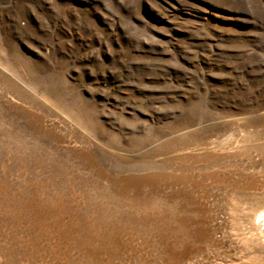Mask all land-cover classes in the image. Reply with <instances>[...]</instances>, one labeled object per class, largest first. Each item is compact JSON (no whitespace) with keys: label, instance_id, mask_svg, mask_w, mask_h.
<instances>
[{"label":"rangeland","instance_id":"rangeland-1","mask_svg":"<svg viewBox=\"0 0 264 264\" xmlns=\"http://www.w3.org/2000/svg\"><path fill=\"white\" fill-rule=\"evenodd\" d=\"M256 209L264 0H0V264H252Z\"/></svg>","mask_w":264,"mask_h":264},{"label":"bare ground","instance_id":"bare-ground-1","mask_svg":"<svg viewBox=\"0 0 264 264\" xmlns=\"http://www.w3.org/2000/svg\"><path fill=\"white\" fill-rule=\"evenodd\" d=\"M262 210L256 209L249 214H244V217L250 225V237L243 238L246 248L248 247L250 248L249 250H254L255 247L258 249L261 247L263 249L262 253L258 252L249 258L250 260L248 262H252V264H264V222L262 223L264 215H262Z\"/></svg>","mask_w":264,"mask_h":264}]
</instances>
